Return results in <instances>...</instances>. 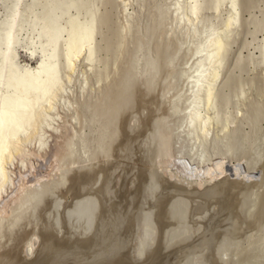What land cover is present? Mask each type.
<instances>
[{"label": "bare ground", "instance_id": "obj_1", "mask_svg": "<svg viewBox=\"0 0 264 264\" xmlns=\"http://www.w3.org/2000/svg\"><path fill=\"white\" fill-rule=\"evenodd\" d=\"M103 2L113 5L118 19L110 29L116 39L104 47L96 38L109 19ZM0 8V264H57L60 242L83 257L79 264L110 263L117 255L109 248L117 213L109 201L111 177L120 149L134 143L145 120L136 139L148 164L135 219L141 226L136 258L155 245L156 227L143 208L160 192L162 179L195 190L212 185L220 194L258 167L264 153L254 147L247 154L253 148L247 134L235 142V119L243 110L235 116L225 111L223 118L216 111L217 81L238 34V0H1ZM23 44L35 63L19 61ZM252 49L263 62L264 34ZM47 158V170L35 171ZM182 158L186 166L179 168ZM248 195L236 205L222 203L236 224L256 206V195ZM212 206L199 213L193 231L167 237L165 249L205 228L201 221ZM255 242V254L263 257L264 235ZM225 248L213 253L219 263L231 256ZM199 258L189 264H202Z\"/></svg>", "mask_w": 264, "mask_h": 264}, {"label": "rangeland", "instance_id": "obj_2", "mask_svg": "<svg viewBox=\"0 0 264 264\" xmlns=\"http://www.w3.org/2000/svg\"><path fill=\"white\" fill-rule=\"evenodd\" d=\"M238 1L240 4V18L237 29L238 34L235 38L236 41L231 46L230 53L225 59L224 67L222 69L220 78L217 81V87H218V88L216 87L217 99L215 102H216L217 114L222 118L225 116L224 114L225 111H230L231 116H235V114H237L239 110H243L242 117L238 115L240 119L239 118H236L237 120L235 119L236 127L237 125L239 127L236 128L238 132L236 133L237 135L235 134L234 138H235V142L239 143L243 141L245 137L243 135L247 134L246 137L247 138L249 137L248 138L249 141L253 142V148H251L250 150L247 147L248 149L246 148V152L247 154L251 153L253 155V152L255 151L256 148L257 150H260L261 152L264 153V136H263L264 135V101H263L264 100V89H263L264 61L260 62L256 58L257 50L252 49V46L255 45L258 39L261 38L264 34V0H238ZM103 4L101 3L100 7L101 8L105 7V10L109 15L108 16L109 19H107L106 24H102L100 26L99 31L96 30V32L98 33L97 34L98 36L96 37L97 40L102 38V41H100V43L97 42V46L102 45V47H104L103 45H105L106 41L110 42L111 39L113 38L114 40L116 39V36L114 35L115 33L113 34L112 31H110V29L114 28L113 30H115V27L117 26V22H118L117 15L115 13V9L113 8V5H110L107 2L106 4L103 2ZM1 14H2V10L0 8V21L4 18V16H2ZM253 33L254 35L256 34L255 37L257 39H253L254 36L252 35ZM102 47L101 48L99 47L100 48L99 56L106 54L105 50H103ZM19 48H21V50ZM19 48L17 49V55L19 61L28 60L30 62L32 61L31 63H35V59L29 60L25 57L28 55L25 53L26 47L24 44L23 46L22 45L19 46ZM250 51L253 52V55L249 54ZM240 91L244 92L243 98H240L239 97L240 95L238 96V94H240L239 93ZM227 107L228 109L226 110ZM146 122L147 120L144 121L143 128L141 126V130L143 132L147 128L146 125L148 123ZM238 134H240V136H238ZM139 137L134 138L135 139L134 143L132 140L129 144L124 146V147L127 146L125 149H128V151L123 149L124 147L120 149V152L122 151L124 155L121 154L120 152L118 153V162H117L118 170L117 169H116L117 171L114 170L113 172L114 175L112 174L113 176L111 177L112 184L114 185V190H113L114 192H112L111 194L112 198L110 197L109 201L113 203L112 205L116 206L115 208H113L114 206H112V211L115 212V210L117 209L116 212L118 214L115 212L116 215L114 214V220L112 221L113 222L112 228L115 229L114 235L116 237H114L113 235L112 239L114 242L111 241L112 243H110L109 248H112L114 250L116 249L115 252H117V255L108 264H189L193 258L195 259V257H200L199 260L200 261L202 260L201 262L202 264H206L207 262H208L207 264H223V263L224 264H264V254L263 257H259L260 256L259 253L258 255L255 254V252H259L258 248L255 246L256 244L255 241H257V239H259L262 235H264L263 232L264 231V156L257 163L258 167L253 172L254 174L253 173L251 174L253 176L251 175L246 176L245 173H241L242 175L239 174V176L236 177V180L232 181L233 186H231L232 184H229L230 185V188L228 190L229 193L223 191L222 193H220L221 195L218 194L219 192L218 193L216 192L219 191L218 188L212 185H208V187H206L203 190H195L194 188L187 187V185L185 184L179 185L180 183L176 182L178 185L176 186L175 185L176 183L173 184L172 182V184H170L168 183L169 181L162 179L163 182L161 184L160 192L155 197L154 201L151 200L143 208V210L146 211L145 213H147V215L145 214V217L147 218L146 221L148 222L150 221L149 223L153 224L152 227H156V238H155L156 240L154 242L155 245L153 244L154 246L152 245L153 247L150 248V251L148 249L144 253V256H141L140 258H136L135 255H133L135 254L134 249L136 244L134 243L139 233L138 229H141V226L136 227L135 219H138L136 218L137 212L141 210V206L139 202L142 194L141 192L148 183V169H147L148 164L145 162V158L142 156V152L140 150L141 148H139L140 147L138 141ZM252 155H247L248 157L245 155L243 157L249 158V156H251L250 158H253ZM182 160H183L182 162L179 161L176 163L177 164L176 166H178L179 168H183V164H185L186 166V162L184 161L183 158ZM243 160L240 161L246 163L245 158H243ZM47 165H48V158L44 161H40L38 164H35L34 166L36 167H34V170L35 171L37 170V172L46 171ZM226 166L227 169H229L228 171H231L230 169L232 168V166L230 161L226 163ZM74 190L75 191L73 192V194L77 193L76 191L78 190L77 187L74 188ZM253 190L255 191V193ZM249 192H250L249 195H253V196L256 195L257 198L256 206L253 210L252 215H250L251 216L250 218L244 217V221H242L243 218H241V220L239 219V221L241 222L239 224H236L237 222L233 221V219H231L230 217L228 204L232 205L236 201L235 202L236 205L237 201L239 202L240 198L242 196L248 195ZM111 199L114 200L112 201ZM229 200H233V201L229 202ZM68 201H70V199ZM174 202H177L176 204H178V207H176L177 205ZM226 202L229 203L224 204ZM222 203L223 205H228V206H222ZM174 204L175 206H173ZM213 204L214 207L212 206ZM197 206H199V208ZM210 206H212L211 212L212 213L214 212V214L210 212L211 213L209 214L210 217L208 216L206 220L201 221L202 226L205 228H201L200 232L196 231L197 233L195 231L192 232L191 238L190 240H188V242L187 240L181 241V243L180 242L175 243L171 245V247L165 249L163 245L164 243H166L167 240L171 239L172 237L178 238L179 236L177 235V233H179L180 235L182 229L184 228L190 229L189 227H191L192 229L194 223L198 221L197 216L199 215V213L205 208L208 209ZM172 208H174V210ZM175 208L177 209V211ZM217 208H219L220 210L218 209L217 211ZM175 211L177 213H175ZM65 213L63 214V217H65ZM178 214L179 216H177ZM58 216H59V212H58ZM247 217H249V215H247ZM115 218L117 219L115 220ZM206 223L208 225H206ZM231 223L232 224L234 223L236 226L234 224L232 225ZM67 227L69 226L66 224V229ZM208 230L211 231L210 233L207 234ZM116 233H118V235ZM170 235L172 237H170ZM249 235H251V238H249L250 237ZM167 237L170 238L167 239ZM253 238L254 240L252 242ZM122 239L123 242H120L122 241ZM126 239L129 240L131 239L133 241L131 240L127 241ZM223 239L224 241H222ZM124 241H126V243ZM221 241L223 242V244ZM225 241H227V243ZM248 241H250L249 242L250 244H248ZM68 245H69L68 243L64 244L60 242L59 250L61 252V255H59L56 263L79 264L80 262L77 261L82 262L83 257L82 256L80 257V255L78 256V254L76 255L75 252L73 254L71 245L69 246ZM245 245L247 246L250 245V246L247 247ZM251 245L253 246L251 247ZM244 246L247 249L251 247L253 250L251 248L250 250H252L253 253L252 251H248L247 249H245ZM254 246L257 248V250H254L256 249ZM119 247L123 251L119 249ZM224 248L225 250L228 249V252L229 254L231 253V256L226 262L219 263V260L217 259V257L213 255V253L215 254L216 251L218 252L220 251L221 253V251H224ZM209 251L212 253H210ZM71 254H73V256ZM200 254H202V257ZM234 254H237L235 255V258H233ZM74 255H76V257ZM211 255H213V257ZM65 256L66 257L69 256V257L66 258ZM38 261H36L35 259L33 262H35L34 264H43L41 263V261L39 262Z\"/></svg>", "mask_w": 264, "mask_h": 264}]
</instances>
